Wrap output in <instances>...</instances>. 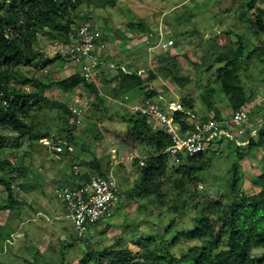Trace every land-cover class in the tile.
Listing matches in <instances>:
<instances>
[{"label":"rangeland","instance_id":"1","mask_svg":"<svg viewBox=\"0 0 264 264\" xmlns=\"http://www.w3.org/2000/svg\"><path fill=\"white\" fill-rule=\"evenodd\" d=\"M245 2V0H87L79 14L84 13L91 19L85 23L91 24L97 34L98 54L104 52L112 54L109 59L98 61V65L92 71V81L100 94L97 98L81 86L68 93H62L57 89L54 85L56 80L80 69L79 65H74L68 59L57 61L47 67L33 64L31 68L23 69L28 76L39 79L48 77L47 81H50L51 85L45 90L46 97L67 106L77 105L84 108L85 112L79 119L74 117L68 119L67 126H72L73 145L69 156L66 157L51 153L40 141L29 145L26 138L16 139V134L7 135L0 149V158H8L15 166H21L25 173L20 174L12 185L16 206L10 210H0V264H78L86 251L85 242L93 248L101 249L104 246H111L119 237L128 243H135L144 234L154 233L156 241L159 240L163 226H166L169 220L163 218L164 216L160 219L155 217L160 207L152 196L134 198L125 194V190L132 186V165L129 162L120 164L114 160L115 157L118 158L119 153L126 151L135 156L143 153L140 145L133 144L132 138L126 137L131 125L125 121V114L130 112L128 105L131 106L136 99L131 98L129 101L131 103H125L126 106L119 103L120 95L114 92L115 82L111 81L116 70L110 63L132 62L134 66L139 67L136 69L144 70L141 74L144 80H147V70H153L157 78L147 83V86L156 89L166 98L174 100L191 98L194 101L192 111L197 117H212L213 112L208 109L205 100V97L209 96L210 102L223 118L230 114L231 108L216 79V68L220 64L215 63L214 58L217 52L225 49L228 44L232 48H237L238 37H241L245 52L260 47V50L251 54L249 58L243 57L240 60L238 71L240 84L244 87L245 93L248 95L256 92L248 105L250 107L246 108L251 116L255 114L254 117L259 118L264 114V34L248 28L245 19L255 16V12L253 9L247 10ZM255 6L264 8V0H256ZM243 11L245 13H242ZM138 21L147 24L146 33L130 27L131 23ZM160 30L161 36L158 34ZM218 32L220 33L215 35ZM135 34L140 38L148 36L151 41L150 47H146L139 39L128 40ZM105 37L108 39L105 40ZM158 39H171L173 44L162 51L156 46ZM102 43L107 48H101L99 44ZM58 45L60 42L51 41L40 35L38 46L45 55L50 57L57 53ZM164 56L171 58L167 66H171L175 71L170 72L166 68L157 71L153 60L159 62L165 58ZM181 77L189 79L182 86L176 83V79ZM22 86L25 90L30 88L27 84ZM208 88H213V93H208ZM141 97L143 98L142 93ZM60 114L59 108H44L36 113L34 123L37 124L38 130H48L57 139L64 140L66 134L60 129L64 128ZM150 124L156 129L153 122ZM246 128L248 133L239 137L240 140L250 136L252 129L256 130L252 124H248ZM228 141L222 139L223 153L212 157L206 173L207 181L210 183L218 177L216 186L223 187L230 175L233 162H236L242 180L241 189L256 193L259 190L256 178L264 169V147L250 150L248 146L240 145L239 150L235 151L233 143L230 144ZM82 161L98 163L102 172L118 183L122 194L112 209L110 219L94 225L85 234H75L64 216L63 202L54 196V188L69 179L71 164L80 165ZM93 171L90 173H94ZM164 189L170 188L164 184ZM170 190L165 202L170 208H174V213L177 212L173 215V225L177 232H181L182 229L191 226L190 216L185 214V211L184 214L179 213L183 207V198L176 196L173 188ZM197 190H204L202 182L197 184ZM223 193L225 196L228 195L224 190ZM0 200L5 201V193L1 188ZM161 219L164 221L162 226L158 223ZM104 226L106 228L103 231L101 228ZM193 244L194 240H186L173 251L179 253L181 247L186 248ZM150 246L160 249L155 247V243ZM129 247L133 251L137 249L135 244L130 243Z\"/></svg>","mask_w":264,"mask_h":264},{"label":"trees","instance_id":"2","mask_svg":"<svg viewBox=\"0 0 264 264\" xmlns=\"http://www.w3.org/2000/svg\"><path fill=\"white\" fill-rule=\"evenodd\" d=\"M245 1L246 9H253L255 12V16L245 19L248 28L264 34V8L255 6L256 0ZM86 2L87 0H0V149L7 135L16 134V139L26 138L29 145L43 138H50L62 146V151L57 154L69 156L73 145V134L72 126L67 124L68 119L75 116L69 106L45 96V90L51 85L50 81H47V76L44 79L28 76L23 69L31 68L33 64L47 67L67 59L58 52L50 57L45 55L38 46L39 38L40 35H44L51 41L70 44L75 34L74 27L86 24L92 29L91 24L85 23L91 19L84 13L79 14ZM146 25L145 22L138 21L131 23L130 27L146 33ZM237 42V48H232L228 44L225 49L218 51L214 58L215 63L220 64L216 68V79L231 112L250 105L255 96L256 92L248 95L245 93L244 87L240 84L238 71L239 62L243 57L249 58L251 54L260 50V47H254L245 52L242 38L238 37ZM170 60V57L160 60L156 65L157 71L164 68L170 72L175 71L171 66H167ZM166 61L169 62L165 64ZM110 65L116 70L111 81L115 82L113 90L118 96L122 97L137 88L142 90L143 98H155L161 95L168 101L178 102L185 110H192L194 101L191 98L178 100L166 98L156 89L147 86V83L157 78L153 70H147V80H144L130 65L121 66L123 63L120 61H112ZM188 81L186 77L176 79V83L181 86ZM25 84L29 85V90L23 88L22 85ZM54 85L62 93L72 92L81 86L97 98L100 94L96 84L84 80L80 70L56 80ZM207 91L213 93L214 89L208 88ZM205 100L208 109L213 112L210 118L221 119L218 109L212 105L209 96L205 97ZM44 108L61 109L59 117L63 120L64 128L60 129L66 134L64 140L57 139L48 130L37 129L34 118L36 113ZM254 116L250 114V124L256 128V133L245 144L250 150L264 147V114L259 118ZM175 117L180 129L188 127L184 121V113L177 112ZM198 118L207 119L205 116ZM125 121L131 125V129L126 133L127 139L128 136L132 138V143L140 145L143 153L137 155L131 163L132 186L125 190V194L134 198L152 196L160 207L155 217L160 219L164 216L163 218L169 221L163 226L159 240L156 241L154 233H147L135 243L130 242L136 245L135 251L129 247L130 243L120 237L116 238L111 246H104L101 249L93 248L85 242L86 251L78 264H264V169L256 178L259 186L256 193L241 189L242 180L236 162H233L224 186L217 187L215 182L218 181V177L209 183L206 173L212 157L224 151L222 139L218 140L216 147L212 145L205 151L192 155L183 154L178 164H172L165 151L170 143L167 135L154 129L150 124L151 121L145 116L128 112L125 114ZM228 143L233 142L228 141ZM232 145L235 151L239 150L240 146L234 143ZM140 157L144 159V164L141 166L137 164ZM73 165L70 166L69 179L57 186L66 183L73 185L77 181L85 182L91 170L107 176L98 163L82 161L80 165L84 168L80 175L74 178ZM5 169L9 170L5 171ZM24 173L21 166H15L8 158H0V188L5 193V201L0 200V210H10L16 206L12 185L14 180ZM199 182L204 184L202 191L197 190ZM164 184L167 188H173L176 196L183 198V207L179 213L184 214L185 211V214L190 216L191 226L182 229L181 232H177L173 225V215L177 212L174 213V208H170L165 202L168 191L171 190L164 189ZM223 190L228 193L227 196L224 195ZM120 194L122 190L119 189V197ZM101 221L103 220L94 222L84 232L79 233L74 230L75 234H85ZM163 222L162 219L158 220L161 226ZM106 226L101 230L104 231ZM186 240H194L195 244L186 248L181 247L179 253L173 251ZM154 243L155 247L160 249L150 246Z\"/></svg>","mask_w":264,"mask_h":264},{"label":"built area","instance_id":"3","mask_svg":"<svg viewBox=\"0 0 264 264\" xmlns=\"http://www.w3.org/2000/svg\"><path fill=\"white\" fill-rule=\"evenodd\" d=\"M74 38L70 44L58 45L57 52L67 58L74 65H79L83 78L86 81L93 80L92 71L98 64L96 52L97 34L86 24H81L74 29ZM160 36L162 31L158 32ZM145 46L151 45L150 38L137 37ZM138 40V41H139ZM171 39H158L156 46L159 50H167L171 47ZM102 48L104 44H99ZM153 64H158L153 60ZM144 73V70L137 71L138 75ZM127 99V97H124ZM77 103V102H75ZM69 109L75 118H81L84 115V108L77 105H70ZM133 114H139L148 118L155 125L156 129L162 131L169 137L170 143L165 151L168 153L172 164H178L183 154L192 155L205 151L209 146L215 145L218 140L228 139L230 142L240 146L245 145L250 137L254 136L256 130L252 129L250 136L244 140L239 137L248 132L247 126L251 123L250 111L246 108H240L231 112L219 120L207 118L198 120L195 112L185 110L178 102L168 101L161 95L155 98H142L134 102L129 107ZM181 112L185 114L184 121L187 128L180 129L176 122L175 114ZM43 147L53 153L62 151V146L55 143L50 138L40 140ZM115 153V150H114ZM115 155L113 156V158ZM136 158L131 152L119 153L116 160L120 164L132 163ZM138 165L144 164L143 158H138ZM82 171L80 165L72 166V174L78 177ZM77 181V179H76ZM118 183L109 176L97 173H89L85 182L77 181L73 185L68 183L54 188V196L63 202L65 206V218L68 219L73 230L81 233L98 220H107L112 216V209L119 200Z\"/></svg>","mask_w":264,"mask_h":264},{"label":"crops","instance_id":"4","mask_svg":"<svg viewBox=\"0 0 264 264\" xmlns=\"http://www.w3.org/2000/svg\"><path fill=\"white\" fill-rule=\"evenodd\" d=\"M138 37V35H134V36H132V37H130L128 40H130V41H135V40H137L136 38ZM132 38V39H131ZM127 40V41H128ZM129 41V42H130ZM128 42V43H129ZM106 43V45H107V42H105ZM105 45V47L107 48V46ZM147 47V46H146ZM130 49H128V53L130 52L129 51ZM96 54H97V61H100V60H104V59H106V56H107V58L109 57V56H111L112 54H110L109 52V54H107V52H104V54L102 53V54H98V52H97V50H96V52H95ZM107 55H106V54ZM101 56V57H100ZM100 57V58H99ZM132 63V62H131ZM130 62H125V63H123V65H121V66H127V65H130L131 66V68L132 69H134V70H140V69H142V68H140V69H136L137 67H136V65L134 66V64L132 63L131 64ZM139 68V67H138ZM113 77V76H112ZM133 90L135 91V93H133ZM124 97H127V99H125ZM131 98H133L135 101H133V103L134 102H136V101H139V100H141L142 99V97H141V91L139 90V89H137V88H134V89H132L131 91H129V92H127V93H125L122 97H120L119 98V103L120 104H122V105H124V106H126L125 105V103H127V102H129L130 101V99ZM122 99V100H121ZM129 103H131V102H129ZM129 107H130V104L128 105V109H129ZM231 113V112H230Z\"/></svg>","mask_w":264,"mask_h":264}]
</instances>
